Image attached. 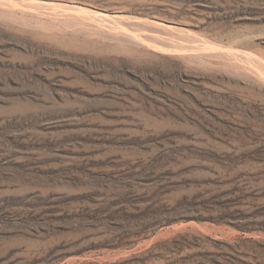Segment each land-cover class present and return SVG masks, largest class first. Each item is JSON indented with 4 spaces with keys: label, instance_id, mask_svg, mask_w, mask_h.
<instances>
[{
    "label": "rangeland",
    "instance_id": "374dc122",
    "mask_svg": "<svg viewBox=\"0 0 264 264\" xmlns=\"http://www.w3.org/2000/svg\"><path fill=\"white\" fill-rule=\"evenodd\" d=\"M223 253L264 264V0H0V264Z\"/></svg>",
    "mask_w": 264,
    "mask_h": 264
},
{
    "label": "trees",
    "instance_id": "16d2710c",
    "mask_svg": "<svg viewBox=\"0 0 264 264\" xmlns=\"http://www.w3.org/2000/svg\"><path fill=\"white\" fill-rule=\"evenodd\" d=\"M209 208V207H208ZM227 216V214L225 215ZM227 217H224V215H222V219H226ZM235 218V217H234ZM236 226L239 230H241L242 232H251L252 230H254L256 227V225H254V223H236ZM191 237L190 234H184V235H178L170 240H168L167 244L165 245L170 246V247H175L177 249H179V251L183 250L184 247H192V246H198L196 243L192 244L189 241V238ZM120 245V244H118ZM198 256H202V257H206L207 259L209 257H222L225 258L226 262L230 263V264H234V262L236 261V256H233L231 254H221V255H213V254H198ZM196 256H189V257H184L182 258L180 261H176V262H171L169 264H206L203 261L200 262H195L193 261L194 258ZM132 260H125V261H120L117 262L116 264H128L129 262H131ZM211 262L213 264H220L219 262L215 261V260H211Z\"/></svg>",
    "mask_w": 264,
    "mask_h": 264
},
{
    "label": "bare ground",
    "instance_id": "6f19581e",
    "mask_svg": "<svg viewBox=\"0 0 264 264\" xmlns=\"http://www.w3.org/2000/svg\"><path fill=\"white\" fill-rule=\"evenodd\" d=\"M75 8V7H74ZM79 8V7H77ZM81 8V7H80ZM76 10V9H75ZM82 10V9H81ZM77 11V10H76ZM80 12V11H79ZM160 25L164 26V27H167V28H172V26L170 25H166V24H163V23H159Z\"/></svg>",
    "mask_w": 264,
    "mask_h": 264
}]
</instances>
